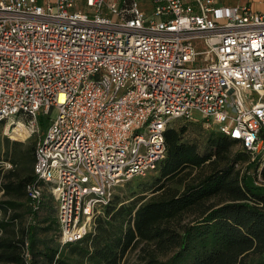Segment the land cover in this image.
I'll list each match as a JSON object with an SVG mask.
<instances>
[{"label": "built area", "instance_id": "obj_1", "mask_svg": "<svg viewBox=\"0 0 264 264\" xmlns=\"http://www.w3.org/2000/svg\"><path fill=\"white\" fill-rule=\"evenodd\" d=\"M151 2L146 15L138 0H0V122L37 135L25 192L38 209L46 185L60 246L158 167L175 119L198 113L264 159V0Z\"/></svg>", "mask_w": 264, "mask_h": 264}, {"label": "trees", "instance_id": "obj_2", "mask_svg": "<svg viewBox=\"0 0 264 264\" xmlns=\"http://www.w3.org/2000/svg\"><path fill=\"white\" fill-rule=\"evenodd\" d=\"M183 131L166 128L149 194L123 202L113 193L93 231L63 246L55 209L46 206L52 196L44 191L39 208L31 207L25 187L32 167L21 174L15 154L0 185V264H264V159L249 161L243 150L249 159L242 164L231 150L238 142L218 132L199 151L182 140ZM21 200L29 209L25 224ZM38 215L52 236L38 235Z\"/></svg>", "mask_w": 264, "mask_h": 264}, {"label": "rangeland", "instance_id": "obj_3", "mask_svg": "<svg viewBox=\"0 0 264 264\" xmlns=\"http://www.w3.org/2000/svg\"><path fill=\"white\" fill-rule=\"evenodd\" d=\"M138 5L140 9L146 14H151L153 11V4L151 0H138ZM194 117L195 121H186L183 119H175L171 121L168 127H175L180 129L184 127V131L182 133V140L184 141H193L198 145L199 151H203L207 146V137L209 134H218L211 127L204 125V120L198 113H195ZM40 128L42 131L46 128V116L40 115ZM5 123L0 122V185L1 180L3 178V173H5L11 167L13 168L15 164L13 163L14 155H21V160L16 161L18 168L21 169V174H26L30 172V168L32 167V156L35 145V137L37 135L32 136L25 142H21L18 140L10 139L5 133ZM7 131V130H6ZM12 138H23L28 134V130L26 127L22 126V124L15 127V130L7 132ZM232 153L237 154L239 160L242 164H245L249 159L247 153H245L240 146L239 143H235L231 147ZM158 175V167L152 171H148L144 175H135L129 178L126 181H122L115 185L114 187V195H118L119 200L123 202H127L133 198H136L140 195L149 194L153 185L155 184V179ZM44 191L47 192L46 185H44ZM0 198H2V190L0 186ZM46 199V198H45ZM47 210L51 212L54 211L55 203L53 200L49 198L46 199ZM21 222L25 224L28 220L29 209L26 200H21ZM54 213V212H53ZM41 215H38L35 219V229L38 235L40 236H52L53 231L44 230L43 227L46 225Z\"/></svg>", "mask_w": 264, "mask_h": 264}, {"label": "crops", "instance_id": "obj_4", "mask_svg": "<svg viewBox=\"0 0 264 264\" xmlns=\"http://www.w3.org/2000/svg\"><path fill=\"white\" fill-rule=\"evenodd\" d=\"M188 3L194 4V0H185ZM261 0H215L217 6L231 7L239 4H248L253 9H260L262 4Z\"/></svg>", "mask_w": 264, "mask_h": 264}, {"label": "bare ground", "instance_id": "obj_5", "mask_svg": "<svg viewBox=\"0 0 264 264\" xmlns=\"http://www.w3.org/2000/svg\"><path fill=\"white\" fill-rule=\"evenodd\" d=\"M18 126H19V125H18ZM6 130H7V127H5V128H4V131H6ZM14 130H15V127L13 128V130H12V131H14Z\"/></svg>", "mask_w": 264, "mask_h": 264}]
</instances>
